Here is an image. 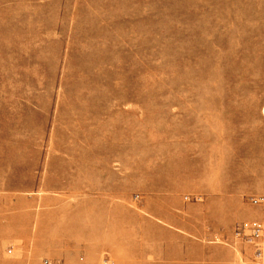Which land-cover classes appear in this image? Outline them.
Instances as JSON below:
<instances>
[{"label":"rangeland","instance_id":"rangeland-1","mask_svg":"<svg viewBox=\"0 0 264 264\" xmlns=\"http://www.w3.org/2000/svg\"><path fill=\"white\" fill-rule=\"evenodd\" d=\"M256 222L264 0H0V264H264Z\"/></svg>","mask_w":264,"mask_h":264},{"label":"built area","instance_id":"built-area-1","mask_svg":"<svg viewBox=\"0 0 264 264\" xmlns=\"http://www.w3.org/2000/svg\"><path fill=\"white\" fill-rule=\"evenodd\" d=\"M258 199H254V202H257ZM264 231V222H256L250 227L251 239L254 237H259L261 233ZM259 255H261V251H258ZM41 264H65L62 260L52 259V258H44ZM103 264H112V260L109 256L104 257Z\"/></svg>","mask_w":264,"mask_h":264},{"label":"crops","instance_id":"crops-1","mask_svg":"<svg viewBox=\"0 0 264 264\" xmlns=\"http://www.w3.org/2000/svg\"><path fill=\"white\" fill-rule=\"evenodd\" d=\"M105 254H107L110 258H111V256H110V254L109 253H107V252H104V255L103 256H105ZM38 254L36 253V256H37ZM58 260H62V259H58ZM65 264H67L64 260H62ZM72 261H76V262H69L68 264H85L83 261H81V260H72ZM101 264H103L102 263V261H101ZM112 264H113V260H112Z\"/></svg>","mask_w":264,"mask_h":264},{"label":"bare ground","instance_id":"bare-ground-1","mask_svg":"<svg viewBox=\"0 0 264 264\" xmlns=\"http://www.w3.org/2000/svg\"><path fill=\"white\" fill-rule=\"evenodd\" d=\"M250 32H252L251 29L249 30V33H250ZM250 36H251V35H250ZM250 39H251V38H250ZM238 72H239L238 69H233V70H232L233 75H235V74L238 73Z\"/></svg>","mask_w":264,"mask_h":264}]
</instances>
